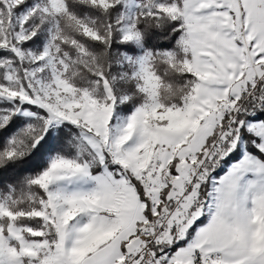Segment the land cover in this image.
<instances>
[{"label":"snow or ice","instance_id":"obj_1","mask_svg":"<svg viewBox=\"0 0 264 264\" xmlns=\"http://www.w3.org/2000/svg\"><path fill=\"white\" fill-rule=\"evenodd\" d=\"M0 264H264V0H0Z\"/></svg>","mask_w":264,"mask_h":264}]
</instances>
